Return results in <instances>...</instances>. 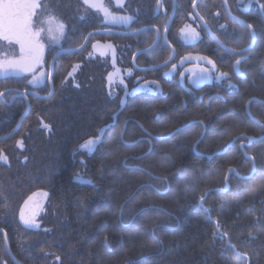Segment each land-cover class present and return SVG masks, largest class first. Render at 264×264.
<instances>
[{
    "label": "trees",
    "instance_id": "1",
    "mask_svg": "<svg viewBox=\"0 0 264 264\" xmlns=\"http://www.w3.org/2000/svg\"><path fill=\"white\" fill-rule=\"evenodd\" d=\"M142 1L152 7L151 0L130 3ZM41 6L73 28L76 45L83 42L88 31L73 23L84 10L79 0ZM258 19L249 79L207 110L151 97L129 98L122 108V86L107 87L109 63L87 47L62 54L51 96L29 97L21 123L28 107L19 93L48 95L50 88L0 77V93L17 90L0 101V153L7 157L0 161V264H15L5 237L18 264H264V17ZM196 120L209 124L202 138L201 123L168 136ZM249 137L262 138L244 148L246 156L241 145ZM35 194L42 197L39 226L24 227L21 206Z\"/></svg>",
    "mask_w": 264,
    "mask_h": 264
},
{
    "label": "flooded vegetation",
    "instance_id": "2",
    "mask_svg": "<svg viewBox=\"0 0 264 264\" xmlns=\"http://www.w3.org/2000/svg\"><path fill=\"white\" fill-rule=\"evenodd\" d=\"M130 1L132 0H103V4L114 15L132 17L130 23L110 28L104 25L105 17L100 11L89 8L83 0H79L84 10L73 23L81 22L83 29L88 31L79 45H76L73 28L64 27L61 38L53 40L51 34L47 35L48 28L41 25V20L39 18L37 20L34 15V29H43L40 38L44 44L42 63L35 73L8 75L5 78L20 77L32 83L33 76H39L41 83L34 87L44 90L49 87L50 94L53 92L52 79L57 60L64 53H78L87 47L89 55H97L109 63L107 87L109 88L111 83L121 85L123 96H126L125 102L132 97H151L161 101L173 100L176 103L179 100L183 110L193 106L197 109L204 107L207 110L213 100L225 101V96L238 93L241 84L249 79L252 73L251 62L256 54L254 49L258 44L254 25L256 19L264 17V0H151L150 8H147L143 1L138 5H132ZM53 18L58 25L62 23L59 18ZM249 24L252 25L251 28L248 27ZM185 25L199 33V37L193 38L182 33L181 29ZM88 35L90 38L82 47ZM97 43L111 44L115 47V65L120 76L114 75L116 70L111 63V52L106 56L98 55L93 48ZM78 48L80 49L77 50ZM241 49L246 51L241 53ZM18 55L19 46L13 44L0 52V59ZM237 59L241 60V75L235 72ZM207 61L212 63L209 64ZM40 73L44 75L40 76ZM205 73L211 76V79L200 80L199 77ZM220 73H227L228 79L223 81L216 79ZM229 82L232 87H229ZM25 91L34 92L32 89ZM31 96L30 94L26 98L23 97L28 108ZM196 121L203 126L202 138L209 124L201 120ZM37 196L39 210L32 218L35 225L39 223L37 218L42 209V197ZM4 243L12 262L18 264L16 258L10 254L6 237Z\"/></svg>",
    "mask_w": 264,
    "mask_h": 264
},
{
    "label": "snow or ice",
    "instance_id": "3",
    "mask_svg": "<svg viewBox=\"0 0 264 264\" xmlns=\"http://www.w3.org/2000/svg\"><path fill=\"white\" fill-rule=\"evenodd\" d=\"M84 4L89 8H94L97 11L103 13L107 19L115 22L117 20L122 21L125 24H128L132 21L131 16H117L114 15L108 7L103 4V0H83ZM121 6V5H118ZM41 7L39 0H0V41L7 42L9 45H18L19 46V55L17 57L9 58L5 56L0 59V75H21L24 73H35L36 68L42 63V52L44 44L41 42V32L43 29H34L33 27V16L36 15V10ZM54 18L49 19V24H51ZM203 19V17H201ZM249 28L252 25H248ZM64 25L59 24L60 35H63ZM51 31V29H49ZM182 33L191 35L193 38H198L199 33L194 29H191L190 26L185 25L181 29ZM255 37L253 36V39ZM54 40L55 37H52ZM223 43V42H221ZM227 47V45H224ZM235 52V50H232ZM246 51V49H241V53ZM211 64V61H207ZM241 60H235V72L237 75H241L240 70ZM174 67V66H173ZM215 68V65H213ZM43 73H40V76H43ZM200 80L211 79V76L208 74H202L199 77ZM216 79L223 81L228 79L227 73H220ZM33 85H38L41 83L39 76H33L32 80ZM229 82V87H232ZM4 93H0V96H3ZM47 127V125H45ZM251 139V138H249ZM97 143V140H88L86 141V146L89 150L91 147ZM7 157L0 153V161L6 162ZM231 171V170H230ZM244 179H247L245 177ZM186 188L191 192L196 191L195 185L192 183L191 178H186ZM188 198L187 196L185 197ZM204 201V195H201V206ZM21 218L24 219L26 224L35 225V222L32 218L25 219L23 214ZM38 227L39 225H35Z\"/></svg>",
    "mask_w": 264,
    "mask_h": 264
},
{
    "label": "water",
    "instance_id": "4",
    "mask_svg": "<svg viewBox=\"0 0 264 264\" xmlns=\"http://www.w3.org/2000/svg\"><path fill=\"white\" fill-rule=\"evenodd\" d=\"M102 13V12H101ZM103 14V13H102ZM104 16V15H103ZM117 16H126V15H117ZM105 17V16H104ZM118 24H123V22L122 21H119V20H117V21H115V22H113V21H111L110 19H107V22H106V18H105V20H104V25H107V26H109L110 28H115V27H117V25ZM90 35H88L87 37V39H86V41L84 42V44H83V46L82 47H84V45L86 44V42H87V40L90 38L89 37ZM93 48H95V51L97 52V54L98 55H100V56H106L108 53H110V59H111V63H112V66H113V68L116 70V72L114 73V75H116V76H120V73H119V70L117 69V67H116V65H115V61H116V59H115V54H116V49H115V47H113L111 44H107V45H105V44H101V43H97ZM44 49V48H43ZM80 48H78L77 50H79ZM111 50V51H110ZM248 50V49H247ZM44 52V51H43ZM43 52H42V54H43ZM37 69V68H36ZM24 74H29V73H24ZM21 75H23V74H21ZM8 76V75H7ZM7 76H5V75H0V77H2V78H5V77H7ZM8 92H17V90H13V89H8V91H4V92H2V93H4V95L5 94H8ZM20 94V96H23V97H27L28 95H32V96H35V97H38V98H48L49 96H51V94H52V92L50 93V94H48V95H46V96H39V95H37L36 93H34V92H29V91H22V92H20L19 93ZM4 95L3 96H0V101H2L3 99H4ZM125 95L123 96V101H122V108L124 107V105H125ZM121 108V109H122ZM28 110H29V108L27 109V111L25 112V114L23 115V117L21 118V121H20V123L23 121V118H24V116L27 114V112H28ZM20 123H19V125H18V127L20 126ZM126 123L127 122H125L124 124H123V126H124V128H123V130H122V133H121V138L123 139V134H124V130H125V128H126ZM194 123H198L197 121H191V122H189L188 124H186V125H183V126H181V127H178V129L177 130H175L174 132H172V133H170V134H168V136H171L172 134H174V133H176V132H178V130H181V129H183V128H186V127H188L190 124H194ZM138 125H140L139 123H138ZM204 125V124H203ZM17 127V128H18ZM140 127H141V129L144 131V133H146L148 136H151V137H153V138H156V137H154V136H152L151 134H149L147 131H146V129L145 128H143V126L142 125H140ZM16 128V129H17ZM14 132H12V133H10V135L11 134H13ZM4 137H0V139H3ZM159 138H161V137H159ZM249 138H251V139H249ZM249 138H247L246 140V142H244L242 145H241V148H242V150H243V154H245L246 156H248L246 153H245V150H244V148L247 146V147H249V146H251L252 145V143L253 142H257V140H260L262 137H257V138H254V137H249ZM234 142L235 141H232V142H230L225 148H224V150H223V152L222 153H224V151H226L230 146H232L233 144H234ZM132 144H134V143H132ZM131 143H130V145H132ZM151 149H152V147H151V141H150V149L148 150V152H150L151 151ZM211 158V157H210ZM251 160H252V165H253V169H252V171H251V173L248 175L249 177L254 173V171L256 170V165L254 164V160H253V158H251ZM232 172H234V170L233 169H231V171L229 170L228 171V173H227V180H226V183L228 182V179H229V175L232 173ZM38 196H37V194H35V195H32V196H30V198L29 199H27L25 202H24V204L21 206V211H20V214H19V219L22 221V223H23V225L24 226H27L28 228H34L35 227V225H31V224H26L25 222H24V219H22L21 218V214H23V216H24V218L25 219H28V218H34L35 216H36V213H37V211L39 210V203H38ZM8 251H9V249H8Z\"/></svg>",
    "mask_w": 264,
    "mask_h": 264
},
{
    "label": "rangeland",
    "instance_id": "5",
    "mask_svg": "<svg viewBox=\"0 0 264 264\" xmlns=\"http://www.w3.org/2000/svg\"><path fill=\"white\" fill-rule=\"evenodd\" d=\"M41 1L42 0H39L40 4H41ZM35 17L37 18V20H38V18L41 20L42 24L41 23H39V24L44 25L45 28H48L47 31H46L47 35L50 36V34H51L53 37H55V39H60L61 38L60 29H59L58 23L56 22L55 19H53L51 24H49V19L53 18L54 16L48 15V12L45 11L44 6H41L40 8H38L36 10ZM49 29H51V31H49ZM63 34H64V29H63ZM40 38H42V37H40ZM8 46L10 47V45L7 44V42L0 41V52H3L4 49H6V47H8ZM15 54H13V55H15ZM213 117L214 116H212L211 119Z\"/></svg>",
    "mask_w": 264,
    "mask_h": 264
}]
</instances>
